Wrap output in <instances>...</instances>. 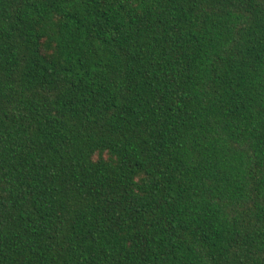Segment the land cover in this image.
Wrapping results in <instances>:
<instances>
[{
    "label": "trees",
    "instance_id": "obj_1",
    "mask_svg": "<svg viewBox=\"0 0 264 264\" xmlns=\"http://www.w3.org/2000/svg\"><path fill=\"white\" fill-rule=\"evenodd\" d=\"M0 264H264V0H0Z\"/></svg>",
    "mask_w": 264,
    "mask_h": 264
}]
</instances>
